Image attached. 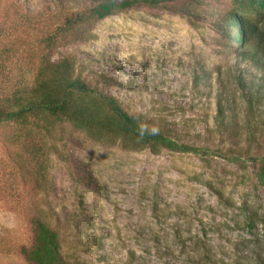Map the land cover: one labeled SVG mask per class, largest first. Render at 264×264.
I'll return each instance as SVG.
<instances>
[{
	"label": "rangeland",
	"instance_id": "1",
	"mask_svg": "<svg viewBox=\"0 0 264 264\" xmlns=\"http://www.w3.org/2000/svg\"><path fill=\"white\" fill-rule=\"evenodd\" d=\"M99 1L0 0V100L44 59H66L142 125L202 150L124 149L68 121L31 137L1 124L0 264H32L20 249L36 209L69 264H264L253 160L264 156V56L221 33L232 0H158L98 20ZM35 141L39 176L26 161Z\"/></svg>",
	"mask_w": 264,
	"mask_h": 264
},
{
	"label": "trees",
	"instance_id": "2",
	"mask_svg": "<svg viewBox=\"0 0 264 264\" xmlns=\"http://www.w3.org/2000/svg\"><path fill=\"white\" fill-rule=\"evenodd\" d=\"M140 3L156 5L158 0H101L90 9V14L100 20ZM222 22L221 33L237 48H242L244 56L251 60L264 56V0H232V7L226 10ZM72 71V64L66 59L53 62L44 59L28 88L0 100V125L16 123L26 129L25 135L31 137L40 130L50 134L54 124L68 121L93 140L119 143L124 149L147 148L152 153H158L162 148L193 153L202 150L181 144L157 129L142 125L135 116L123 110L114 97L100 93L78 77H73ZM27 153V163L36 165L32 171L41 175L40 156L43 152L37 141L32 142ZM240 158L236 156L231 160L238 162ZM253 160L258 162L256 179L264 185V156ZM29 225L33 234L31 243L20 249L28 262L69 264L60 254L57 233L37 209ZM248 226H253L249 216Z\"/></svg>",
	"mask_w": 264,
	"mask_h": 264
}]
</instances>
